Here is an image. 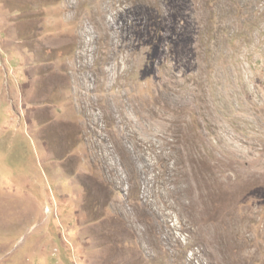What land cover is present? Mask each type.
I'll list each match as a JSON object with an SVG mask.
<instances>
[{"label":"rangeland","instance_id":"374dc122","mask_svg":"<svg viewBox=\"0 0 264 264\" xmlns=\"http://www.w3.org/2000/svg\"><path fill=\"white\" fill-rule=\"evenodd\" d=\"M0 264H264V0H0Z\"/></svg>","mask_w":264,"mask_h":264}]
</instances>
